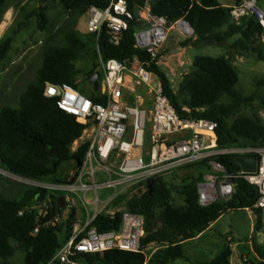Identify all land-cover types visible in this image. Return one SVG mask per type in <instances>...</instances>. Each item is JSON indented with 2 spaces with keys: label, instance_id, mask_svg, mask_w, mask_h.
<instances>
[{
  "label": "trees",
  "instance_id": "1",
  "mask_svg": "<svg viewBox=\"0 0 264 264\" xmlns=\"http://www.w3.org/2000/svg\"><path fill=\"white\" fill-rule=\"evenodd\" d=\"M11 1H15L14 8L20 17L13 20L0 38V62L6 59L15 37L31 18H35L36 27L41 32L50 27L45 8L38 6L27 10V2L23 0H0V22ZM40 1H51L66 13V17L62 27L44 41L40 66L32 82L19 95L18 107L0 109V166L23 179L63 182L66 171L58 174L59 169L81 163L87 149V144H84L72 151L85 127L77 123L75 116L60 109L56 98H46L43 92L47 84H68L81 92L76 84L78 72L74 62L97 38L94 34L80 33L77 24L90 7L103 9L110 0ZM233 1L238 4L241 0ZM257 1L263 8L264 0ZM126 3L133 19L127 20L128 28L117 46L110 44L108 36L102 33L97 41L101 58L103 61L115 59L124 62L136 57L147 62L146 52L135 47V34L141 27L136 20V12L144 6V1L126 0ZM149 8L152 16L164 17L169 25L184 20L191 26L196 39H187L182 43L183 47L189 44H223L239 36L230 49L252 53L257 60L264 61V44L259 42L261 28L258 23L253 17L244 18L238 24L232 23L230 7L223 6L220 0H158L150 2ZM192 68L190 83L182 90L187 96L184 106L177 102L176 93L156 62L150 64L148 70L158 78L163 93L181 118L206 119L216 124L217 148L263 145L264 125L258 118L238 116L228 122L239 108L252 101V98H245L235 90L238 73L230 59L225 56H196L192 60ZM97 69L95 66L89 76ZM86 97L94 104L104 103L93 89ZM223 99L226 103L222 102ZM183 107L189 111H183ZM235 159L234 155H218L193 165L203 164L210 168L211 162H217L228 174H234L240 170ZM152 180L151 193L146 187L144 192L133 193L126 202V209L143 220L144 234L140 238L138 264H171L185 259L181 244L206 231L228 211L249 209L255 216L254 231L263 226L262 210L254 208L259 198L258 190L241 178L232 180L234 191L228 199H219L207 206L198 202V185L204 181V175L183 180L177 190L180 204L173 203L171 191L162 175ZM37 197L42 201L50 199L46 216L38 217L35 212L19 216V211ZM61 213L56 196L38 188L26 187L13 199H0V264H47L72 234L71 218L62 220L55 227L46 225ZM120 225L121 214L98 216L91 224L98 233L118 231ZM37 227V233L33 234ZM251 245L256 257L251 264H264V243L258 245L252 241ZM150 246L154 249L146 260L143 252ZM17 253L22 255L20 263L12 261ZM127 253L81 254L76 260L80 264H129ZM230 257L228 243L218 257L201 264H230Z\"/></svg>",
  "mask_w": 264,
  "mask_h": 264
},
{
  "label": "built area",
  "instance_id": "2",
  "mask_svg": "<svg viewBox=\"0 0 264 264\" xmlns=\"http://www.w3.org/2000/svg\"><path fill=\"white\" fill-rule=\"evenodd\" d=\"M142 1L144 6L139 9L136 20L145 25L135 34V47L146 52L148 61L136 57L124 62L101 58V81L97 92L104 103H92L68 84H47L44 89L46 98H56L59 108L75 116L77 123L85 127L79 141L80 145L87 144L81 163L66 171L63 182L24 179L29 187L52 193L56 198L62 197L69 209L67 219L71 218L73 222L71 236L47 264H80L76 257L81 254L138 252L143 220L126 209L128 190L139 184L146 186L148 179L213 156L254 157L256 170L246 173L237 164L240 170L228 174L222 165L211 162L216 175L206 176L198 185L199 204L207 206L219 199H228L234 191L232 180L241 178L258 190L259 198L254 208L264 209V144L217 148L214 122L178 115L163 93L160 81H152L148 70L150 64L157 61L173 24L169 25L164 17L150 14V2L158 0ZM86 15V33L96 35L97 40L105 33L113 46L119 44L127 30V20L133 19L126 0H110L103 9L90 7ZM249 17H253L261 28L259 42L264 44V9L258 1L241 0L230 7L232 23L238 24ZM183 21L174 24L179 29L189 28ZM149 100L152 107L147 109L145 104ZM182 110L189 111L187 108ZM76 150L72 148L73 152ZM105 189H112L114 193L104 201L103 208L98 209L101 201L97 192ZM49 204L50 199L42 201L37 197L18 214L35 212L38 217H44ZM87 206H94V210L89 213ZM78 209L84 210L81 220L76 217ZM116 214H121L118 231L98 233L91 226L98 216L114 217ZM62 220L63 213L57 214L46 225L55 227ZM37 231L38 227L33 234Z\"/></svg>",
  "mask_w": 264,
  "mask_h": 264
},
{
  "label": "rangeland",
  "instance_id": "3",
  "mask_svg": "<svg viewBox=\"0 0 264 264\" xmlns=\"http://www.w3.org/2000/svg\"><path fill=\"white\" fill-rule=\"evenodd\" d=\"M23 1L27 2V10L38 6L45 8L50 21V27L47 31L41 32L36 27L35 18H31L15 37L12 49L6 59L0 62V109L2 107H18L19 95L32 82L40 66V52L44 41L53 32L62 27L66 17V13L51 1ZM230 3L232 6L235 5L233 0H230ZM14 4L15 1H11L8 9L2 15L0 38L9 28L13 20H18L20 17L18 10L14 8ZM138 13L139 10L136 12L137 18H139ZM86 24L87 15L85 14L78 21L77 30L82 34H87ZM144 25L145 23H142L141 27H144ZM173 26V28L169 29L167 39L160 48L156 63H160V69L168 76L171 82V88L176 93L177 102L181 106H184L186 103L187 96L178 90V86L184 76L193 70L192 60L194 57L225 56L230 59L238 73V83L235 86V90L245 98H252V101L248 105L239 108L228 122L231 123L235 117L241 116L247 118L256 117L264 124V106L262 105V101H264V61L257 60L256 56L252 53L231 50L230 46L239 39V36H234L223 44H195V46L191 45L186 50H182V43L187 39H193L194 35L192 32H183L175 24ZM97 41L96 39L74 62L75 69L78 72L76 84L80 86L82 92L80 93L85 96H89L92 92V84L88 81L90 71L95 66H98L96 71L100 69L101 55ZM151 79L154 82L158 81L157 77L152 73ZM222 102L226 103V100L223 99ZM80 144L81 141L79 140L75 142L72 146L73 150H76ZM69 169L62 167L59 169L58 174ZM214 174L216 175L211 166L209 168L203 164H191L164 173L162 174V178L171 191L173 203L180 204L181 200L177 196V190L183 180L187 178H198L199 175H204L205 178L208 175ZM26 187H29V185L24 179L8 173L0 166V199H13ZM145 189L146 186L144 184L136 185L128 190L129 193L127 196L130 197L139 190L144 192ZM113 193L114 191L112 189L99 190L97 192L101 201L98 209L103 208L104 201ZM125 198L126 196H123V199ZM86 210L91 213L94 210V206H87ZM83 216L84 210H76L78 220L83 219ZM262 221V228L254 231L255 217L247 210L225 212L211 227L203 232V237L199 241L186 243L183 251L189 259H203V262H205L218 257L229 243L232 264H251L256 261V257L251 250L252 241H255L258 245H263L264 243V209L262 210ZM153 249L154 247L152 246L148 247L143 252V258L147 260ZM202 249L203 252H201ZM127 256L130 258L129 264L139 263V251L136 253H127ZM21 260L22 255L20 253H17L12 259L14 263H20Z\"/></svg>",
  "mask_w": 264,
  "mask_h": 264
},
{
  "label": "water",
  "instance_id": "4",
  "mask_svg": "<svg viewBox=\"0 0 264 264\" xmlns=\"http://www.w3.org/2000/svg\"><path fill=\"white\" fill-rule=\"evenodd\" d=\"M183 22H185L189 26V28L191 29V32L193 33V29L191 28V26L186 21H183ZM190 78H191V76L189 74L184 76V78L182 79L181 83L178 86L179 91L184 90L189 85ZM99 80H100V72L99 71H96L93 75L88 77V81L91 82L92 89L94 92H97L99 89ZM235 162L240 166V168L243 172L253 173L256 170V158H254V157H237L235 159ZM213 163L217 164V162H213ZM152 185H153V180L148 179L147 183H146V187H147V190L149 191V193L152 192ZM57 205H58V208L63 213V219L67 220V216L69 214V209L66 208L62 197L57 198Z\"/></svg>",
  "mask_w": 264,
  "mask_h": 264
},
{
  "label": "crops",
  "instance_id": "5",
  "mask_svg": "<svg viewBox=\"0 0 264 264\" xmlns=\"http://www.w3.org/2000/svg\"><path fill=\"white\" fill-rule=\"evenodd\" d=\"M220 2H221V4L223 5V6H225V7H231L232 6V4L230 3V0H220ZM174 26L173 25H171L170 26V28H173ZM169 28V29H170ZM180 31V30H179ZM169 32V31H168ZM181 32V31H180ZM183 32H185V33H189V31L187 32V30H185L184 28H183ZM182 33V32H181ZM183 35V34H182ZM181 37V36H180ZM180 39V38H179ZM195 37L193 38V41H195ZM195 46V44H189V45H187V46H185V47H182V50H186L187 49V47H189V46ZM157 64V66H158V68L160 69V67H159V64L160 63H156ZM161 70V69H160ZM162 71V70H161ZM163 72V71H162ZM164 73V72H163ZM165 74V73H164ZM166 75V74H165ZM184 75V74H183ZM182 75V76H183ZM166 77H167V79H168V81H169V83L171 84V82H170V80H169V78H168V76L166 75ZM158 79V78H157ZM145 106H146V108L148 109H150L151 107H152V102L149 100V101H147L146 102V104H145ZM249 213H251V214H253L252 213V211L251 210H249V209H246ZM254 215V214H253ZM255 217V216H254ZM255 223V222H254ZM214 224V223H213ZM213 224H211L210 225V227L213 225ZM203 237V233H201V234H199L197 237H195V238H193V239H191V240H188V241H184L182 244H181V247H182V252H183V255H184V257H185V259H180V260H176V261H174L173 263H171V264H180V263H185V264H201V263H203V259H193V260H191V259H189V257H187L186 256V254L184 253V246H185V244L186 243H188V242H196V241H199L201 238ZM252 250V249H251ZM201 252H203V249H202V251ZM202 254V253H201ZM212 260V259H211ZM211 260H209V261H211ZM192 261V262H191ZM209 261H205V262H209ZM229 263L230 264H232L231 263V257H230V259H229Z\"/></svg>",
  "mask_w": 264,
  "mask_h": 264
},
{
  "label": "bare ground",
  "instance_id": "6",
  "mask_svg": "<svg viewBox=\"0 0 264 264\" xmlns=\"http://www.w3.org/2000/svg\"><path fill=\"white\" fill-rule=\"evenodd\" d=\"M183 28H184L185 30H187V32H188V31L190 32V29H189L188 27L183 26V27H181L180 29L183 31Z\"/></svg>",
  "mask_w": 264,
  "mask_h": 264
}]
</instances>
